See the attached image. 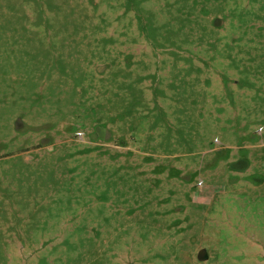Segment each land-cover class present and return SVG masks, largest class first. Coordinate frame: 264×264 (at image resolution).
<instances>
[{"label": "rangeland", "instance_id": "1", "mask_svg": "<svg viewBox=\"0 0 264 264\" xmlns=\"http://www.w3.org/2000/svg\"><path fill=\"white\" fill-rule=\"evenodd\" d=\"M0 264H264V0H0Z\"/></svg>", "mask_w": 264, "mask_h": 264}, {"label": "water", "instance_id": "2", "mask_svg": "<svg viewBox=\"0 0 264 264\" xmlns=\"http://www.w3.org/2000/svg\"><path fill=\"white\" fill-rule=\"evenodd\" d=\"M199 258H200L201 260L207 259L206 252H205V251H202V252L199 254Z\"/></svg>", "mask_w": 264, "mask_h": 264}]
</instances>
